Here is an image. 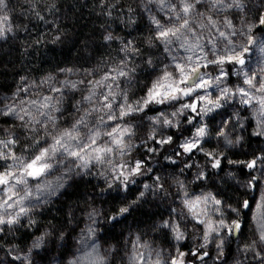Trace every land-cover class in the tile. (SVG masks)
<instances>
[{"label":"trees","instance_id":"16d2710c","mask_svg":"<svg viewBox=\"0 0 264 264\" xmlns=\"http://www.w3.org/2000/svg\"><path fill=\"white\" fill-rule=\"evenodd\" d=\"M5 1L8 13L7 20H2L7 32L0 38V109L11 107L9 105L13 99L40 102L55 95L56 91V101L60 99V103H57L60 112L54 111L51 115L57 118V129L65 128L75 115L77 101H83L88 83L101 75H114V65L125 59V53L121 51L124 44L135 41L136 47L143 50L145 57L151 53L157 61L156 69L146 71V65L137 69L132 94L135 97L146 93L143 87L148 88L163 60L159 40L156 41L155 49H149L144 43L153 28L147 16L140 11L138 0ZM259 1L262 3L263 0H247L249 7L254 9V17L261 15L260 9L255 10ZM130 5L135 9L134 12L129 11ZM256 31H264V26L257 27ZM108 36L113 39L107 40ZM251 53L252 49H249L245 57L249 58ZM127 58L130 66L133 60L141 63L139 57L131 54ZM240 67L236 65V68ZM119 79L124 87L123 78ZM72 83L77 87L72 88ZM154 112L156 109L152 107L146 111L147 114ZM188 117H194L192 125L187 124ZM221 121L234 125L233 129L230 126L229 131L234 139L237 135L243 137L239 144L223 146L225 142L215 135ZM181 122L183 126L176 132L169 131V135L174 137L171 148L177 149L181 137L192 134L194 127L205 123L208 135L200 141L197 152L182 155L177 150L179 166L173 169H182L183 164L205 162L208 153L216 152L220 153L218 158L222 160L224 157L234 162L256 159L257 167L259 158H264L263 136L256 134L260 130L244 112L239 100L228 101L225 106L204 117L203 121L197 111L189 110ZM49 124L52 125L46 122L45 125H32L26 129L17 124L11 115H0V135L6 139L19 137L18 142L11 146L16 156L35 155L40 148L37 141H45L53 129ZM155 147L157 145L154 150ZM145 155L150 159L157 155L156 160L162 163L163 152L160 157L155 152H146ZM227 164L224 161L221 173H206L205 178H213L209 192L222 201V212V209H238L243 229L230 235L231 240L222 253L218 254L214 248L199 253L203 255L206 252L207 255L197 264H230L237 253L249 262L252 256L253 251L248 247L252 236L248 222L250 208L242 205L244 201L252 204L259 181L253 170L239 165L226 169ZM250 177H255L251 185ZM134 186L112 189V185L96 169L72 175L55 197L31 211L18 223L2 227L0 255H10L7 259L13 261L10 257L14 251L29 250L34 240L43 238V248L35 255V260L39 264H67L76 251L81 232L85 231L88 224L87 215L93 213L98 221V243L109 253L106 264H124L128 245L136 235L162 253L175 257L180 252L184 253V264L195 262L196 258L192 257L187 244H174L171 234L161 227L171 216V208H166L167 199L162 200L161 196L150 190L142 191ZM129 205L131 207L126 214L117 216L119 208Z\"/></svg>","mask_w":264,"mask_h":264},{"label":"clouds","instance_id":"9594fccd","mask_svg":"<svg viewBox=\"0 0 264 264\" xmlns=\"http://www.w3.org/2000/svg\"><path fill=\"white\" fill-rule=\"evenodd\" d=\"M139 6L149 13L147 19L153 28L152 33L144 41L145 45L149 49H155L156 41L159 40L164 44V51L171 57V61L164 62L161 60L160 67L153 76L151 86L146 94L134 97L132 94L135 90L137 69L144 65L147 66L146 71L156 69L157 61L151 53L145 57L143 50L136 47L135 41L124 44L121 51L125 53V59L114 65V75L111 76V79L105 80L106 75H101L99 79L92 83V87L86 95L92 96V102L89 103V107L83 109L87 115L81 116L73 122L74 124L80 119L86 121L89 116H97L98 118L94 121L85 123L83 130L73 131V136L79 137L81 143H86L93 138L100 141L102 137H107L108 139L101 146L105 150L103 159L97 161L95 154H90L85 158H90L98 164L105 165L107 172H118V166L122 165L125 169V175L129 178L133 176L132 172L137 163L143 165L142 161L132 155L139 145L147 146L152 139L157 137H159L158 142L162 145L174 143V137L167 135L165 130L182 127L180 118L186 116L189 110L193 111L195 103L187 102L186 97L206 101L197 112V115L201 117V121L204 120V117L213 113L215 109L224 106L221 100L222 96L227 101H231L233 99L232 93L238 92L241 87L250 93L255 102L264 97V64L256 66L254 63L249 66L248 71H244V66L237 71L236 65H232V75L237 77L238 82L229 85L226 83L229 78L227 74L228 67L225 64L217 63L223 56L233 53L241 55L245 49L249 51V44L255 46L257 37L264 36V31H256L259 24L254 19V9L249 7L247 0H178V2L177 0H140ZM149 6H154L155 11ZM185 8H187V11L184 10ZM129 11L134 12L135 9L130 5ZM158 14H163L166 19L161 20ZM260 14L264 16V11H261ZM234 16L235 20L233 19ZM237 22L242 27H237ZM164 31H168L170 35L159 38L160 33ZM108 37L107 40L113 39L112 36ZM165 40L168 43H165ZM173 45H176L175 49L171 47ZM180 50H183L184 54H181ZM128 54L139 57L141 63H136L133 60L132 66H130L127 58ZM204 64H208L209 67L200 71ZM178 66H182L183 71H180ZM190 68H194L196 71L190 72ZM185 77H187L186 80ZM257 77H259V80L256 79ZM119 78H123L124 87L121 86ZM245 79L252 80V85L244 84ZM181 80H185L182 86L180 84ZM158 83L164 87V91L156 99H150L149 93L154 90V86ZM169 85L176 88L182 87V91L178 94H167L170 92ZM98 88L101 89L99 96L97 95ZM209 89H215L216 95L213 96ZM201 90H203V95H197ZM184 93H187V95ZM105 97H107V101H105ZM206 97L211 100V106H209L208 99H205ZM178 101L184 102L177 104ZM79 103L80 101H77V104ZM149 105H168L169 107L157 112L155 115L144 116L143 119H131L146 113ZM101 113L103 115H100ZM235 115L238 116L239 114L235 113ZM113 120L117 123L109 127L108 122ZM193 120L194 117H188L187 124L192 125ZM145 121H147L148 126L147 140L141 138L137 141L136 137ZM100 125L104 126L103 129L99 127ZM51 126L56 128V123ZM200 128L206 129L205 135L200 137L205 138L208 135L206 123L196 127L195 132L192 134L193 138L184 137L181 146L190 140H196L197 143L198 140L195 138H197ZM229 129L230 125L225 121H221L215 135L227 145L239 144L243 137L237 135L235 139L230 138ZM67 130L68 128L57 129L54 134L48 133V135L59 137ZM40 138L43 139V137ZM65 140L70 150L75 151L79 147V144L68 141L67 137H65ZM148 151L153 152L154 149L148 148ZM113 153H115V159H113ZM215 154L220 155L219 152ZM68 157L70 156L62 154L59 161L53 158L52 164L54 166L57 164L63 165ZM169 159L171 158L169 157ZM77 166L83 167L81 161L79 165L75 162H69L67 170L72 171ZM145 172H151V169L141 168L139 174L143 175ZM257 243L264 245V240L260 238V235L259 240L254 241L248 247L252 251H256ZM224 244L225 237L217 236L218 254L223 252ZM256 255L259 257L260 253L256 252Z\"/></svg>","mask_w":264,"mask_h":264},{"label":"rangeland","instance_id":"374dc122","mask_svg":"<svg viewBox=\"0 0 264 264\" xmlns=\"http://www.w3.org/2000/svg\"><path fill=\"white\" fill-rule=\"evenodd\" d=\"M140 3V0H138ZM178 2V0H177ZM257 2V1H256ZM260 3V1H259ZM5 6L3 7V10H0V30H3V33L6 34L7 28L5 27V30L3 28L4 23L2 20H7V2L4 0ZM153 8V11H155L154 6H149ZM200 7V5H198ZM264 11V0L262 3L259 5L257 4V7L255 10L259 11ZM140 11H142L143 15L148 16L147 10H142L140 8ZM259 13V14H260ZM257 14V15H259ZM161 20H165L166 17L163 14H158ZM4 18V19H3ZM259 18H264V16L259 15L258 17H254V19L258 22L259 26ZM235 20V16L233 17ZM237 27H242L239 22H237ZM5 34L3 36H5ZM2 38V37H0ZM235 39V37H233ZM162 46V55H163V61L164 62H170L171 57L164 51V44L161 43ZM264 46V36H258L257 37V43L255 46L252 44H249V49H252V53L250 54L251 56L249 58H245V66H244V71L249 70V66L253 65L254 63L256 66L264 64V51H261V47ZM173 49L176 48V45L171 46ZM181 54L183 53V50H180ZM233 64H228L226 65L228 69H231L233 72ZM241 68V67H240ZM240 68H236L237 71H239ZM111 79V75H107ZM101 77V76H100ZM99 77V78H100ZM98 78V79H99ZM153 79V78H152ZM237 77L235 75H230L228 80L226 81L227 84L232 85L237 83ZM92 81L88 83L89 88H87L85 91V96L88 94V91L92 87ZM152 80L150 81V85L148 88L151 86ZM145 89V92H147L148 88L143 87ZM106 91V89H104ZM159 91L163 92L164 87H161ZM210 92H212V95H216V90L215 89H209ZM55 95H52V103L56 104V106L59 108L57 101H56V91ZM101 92V89L98 88L97 90V95L99 96ZM146 93H144L145 95ZM141 95V96H144ZM197 95H203V90H201ZM140 96V95H138ZM135 97V96H134ZM234 101L239 100L241 102L242 98L239 96L233 97ZM19 100V99H18ZM187 102L189 103H195L197 106V112H199L200 108L202 107L203 103L206 101H200L198 99H194L193 97H186ZM46 98L43 99L42 101H17L16 99L12 100L11 108H15L16 112L18 115H11L14 117L16 120L17 124H20L22 128L29 129L30 126L32 125H45V123H50L44 116L39 115V112H46L50 111L49 108H42L41 105L45 103ZM60 103V99L58 100ZM103 102V101H101ZM184 101H178V103H183ZM228 102V101H227ZM226 102V103H227ZM10 103V102H9ZM225 106V103H224ZM242 109L246 114L249 115V117L252 119L253 123L256 124L257 128L261 130V123L259 120L258 112L257 109L259 108V105L255 102L252 101L251 104L245 105L241 102ZM75 115L72 118V121L70 124L65 127L69 128L75 119H78L81 116H84L85 113L83 109L89 107V103L87 101H82L79 104L75 106ZM156 109V112L154 113H144L141 114L140 117H132L131 119H143L144 116L147 115H155L157 112L162 111L167 109L169 106L168 105H149V108ZM147 109V110H148ZM218 110V109H215ZM214 110V111H215ZM213 111V112H214ZM54 112V111H52ZM51 112V113H52ZM56 113H59V111H55ZM56 115V114H55ZM100 115H103L101 113ZM18 116H23L24 119L21 120L18 118ZM35 117L36 120L41 121L42 123L37 124L32 120V117ZM185 116L181 117L180 119L183 120ZM97 116H89L88 120H86V123L89 121H94L97 119ZM201 119V117H200ZM26 122V123H25ZM57 122V119H56ZM117 123V121H109L108 126H114ZM228 123V122H227ZM198 124V122H196ZM229 124V123H228ZM50 125V124H49ZM51 126V125H50ZM231 126V125H230ZM101 129H103V125L99 126ZM198 127V126H197ZM232 129L234 125L232 124ZM58 129H63V128H58ZM83 130V126H82ZM174 130L176 132L177 129L173 128H168L166 129L167 135H169V131ZM196 130V127H194V132ZM57 131V128H53L50 133H55ZM148 131V126H147V121H145L144 125L140 128L139 134L137 135L136 139L139 141L141 138H144L147 140V133ZM193 132V133H194ZM192 133V134H193ZM235 133V132H233ZM192 134L186 135L181 137L177 149L171 148L170 144H161L158 142L159 137L156 139H152L150 143L147 144V146L141 144L137 147L136 151L132 154L133 157L138 158L140 161L143 162L142 168L147 169L150 168L151 172H145V174L140 175L135 174L132 177H130V182L127 183V186H133L135 188H140L142 191L150 190L152 193L157 194L161 196L162 200H165V203H167L166 208H171V216L170 218H167V220L164 222V224L161 225V227L165 228L172 236L173 242L176 245H180L183 243H186L188 246V250L193 253L196 252L199 249V253H201L203 250L208 251L210 248H214L218 252V249L216 247V238L217 236L220 237H225V244L224 248L228 244V242L231 240V237L229 234L225 233L224 230H221L218 234H216L215 239L210 238L209 243L207 244L206 247H200V245L203 244L202 236L204 231L206 230L205 225L198 224L196 220H204V221H211L214 225H218L220 222V219H224L225 223H230L233 220H236L241 224V230L243 229V221L240 218L239 213L234 212L232 210L228 209H222L223 212L220 210V205H215L211 201L208 202L207 204H204L203 202L197 205L196 207V212L198 214L197 218L194 219L192 214L189 212V210L185 207L183 201L186 199L193 200L196 197H200L202 195H207L213 186V178L206 179L205 174L206 173H214V175L221 173V169L219 168H213L212 163L213 159L211 156L206 155V161L205 162H199L195 164H183L182 169H173V167L177 166L179 164V155L177 153V150H180L181 154H190L192 151H198L199 150V145L200 141L203 138H195L198 140L197 142V148L192 149L191 152H184L183 148L181 146V142L184 137H189L193 138ZM51 135H48L45 139V141H42L39 143V147H47L52 143V140L49 138ZM232 134H231V137ZM107 137H102L100 141H97V146H103V143L105 140H107ZM234 139V138H233ZM264 139V136H263ZM157 145V148L155 147V152L156 154L161 156L162 152V163H159L156 159H158L157 155L155 158L150 159L147 158L145 153L148 152L149 154H152L153 152H149L148 148L154 149V146ZM264 147V141L262 143ZM223 146H227L226 143H224ZM8 151L11 150V146L7 149ZM166 153H164L165 151ZM38 154V153H37ZM170 154V155H169ZM36 155V154H35ZM59 155V154H58ZM66 156V153L64 154ZM29 156H34V155H24V156H17V157H23L24 160H27ZM169 157L171 159H169ZM113 159H115V153H113ZM69 162H75V164L79 165L80 161L79 160H74L72 157H68L67 161L65 164L60 165L57 164L55 165L47 174H45L42 177L39 178H28V188L31 191V197L29 200L25 201V207L28 208L27 214H29L31 211L41 207L44 205L46 202H48L50 199L55 197L62 189H64L66 182L68 181L69 178L72 177V175L76 176L77 173H85L88 172L89 170L96 169V172H100L102 176H104L107 180L108 183L112 185V189H117L121 188V186L125 187V185L121 182L122 177L121 173L125 175V169L122 165L118 166L119 171H112V172H107L105 165L98 164L94 161H92L87 168L84 167H75L72 171H68V166ZM179 166V165H178ZM232 166V164H227L225 168H229ZM253 170V169H251ZM227 171V170H226ZM264 171V165L260 164L256 169L253 170V174L257 175L258 181H259V187L257 194L255 195L254 200L252 201V206L249 209L250 213L248 214V219H249V226H250V231L252 233L251 239L248 243V245H251L254 241L259 240V235L261 232L260 229V223L257 219V212H256V207L258 204L261 202V197L264 196V176H261V172ZM228 172V171H227ZM145 185L148 186V188H145ZM242 186L240 185V188ZM243 188H245L243 186ZM54 190V191H53ZM54 193V194H53ZM19 195H23L22 192L19 193ZM214 195V194H213ZM215 196V195H214ZM216 197V196H215ZM217 198V197H216ZM26 217V215H22L20 219ZM87 220L88 224L85 228V231H82L79 240L77 243V248L75 253L73 254L72 258L68 260L67 264H73L74 261H77L80 258L82 259V264H106L107 263V257H108V251H105L102 249V247L99 245L98 240H97V228H98V221L97 217H94L93 213H89L87 215ZM170 223L171 225L175 226L177 224L180 225V230L184 232L185 238L182 240H177L175 239V232L172 228L166 227L165 224ZM9 225H2V227H7ZM38 239L34 240L32 243V247L29 248V250L26 251H14L11 255V260L9 261L7 258L10 255L3 256L0 255V264H39L35 260V255H38L43 248L42 241L40 240L39 246H35L36 242ZM223 248V250H224ZM256 252L260 253V256L258 257L256 255ZM91 253L89 256L88 254ZM127 255V260L125 261L124 264H170L171 260L176 258L174 255H171L169 253L165 254L162 253L161 250H158L155 246L150 244V242H147L143 240L140 236L136 235L134 237V241L128 245V249L125 253ZM200 255V254H199ZM199 255H192V257L196 258L195 262L191 261L185 264H197L201 259L199 258ZM28 257V259H24V257ZM9 258V259H10ZM135 258V260H133ZM253 261H255V264H264V245L257 243L256 245V251L252 252V256L250 261H244L243 256H240L238 253L231 259L230 264H253ZM51 264H58L57 262L51 263Z\"/></svg>","mask_w":264,"mask_h":264},{"label":"snow or ice","instance_id":"6c2138e0","mask_svg":"<svg viewBox=\"0 0 264 264\" xmlns=\"http://www.w3.org/2000/svg\"><path fill=\"white\" fill-rule=\"evenodd\" d=\"M5 6L4 0H0V10H3V7ZM187 11V8L184 9ZM260 25L264 26V18H259ZM4 33L3 30H0V37H3ZM170 33L168 31H164L160 33L159 38H165L168 37ZM174 35V33H172ZM109 37H106L108 39ZM165 43H168L167 40H165ZM247 49L244 50V53L241 55H236L235 53L223 56L220 60L217 61L218 64H233V65H239L241 67L245 66V58L244 55L247 53ZM261 51H264V46L261 47ZM180 71H183L182 66H178ZM209 67L208 64H204L200 71H203V68ZM175 70V69H174ZM71 71V70H68ZM189 71H196L194 68H190ZM229 76L232 75V70L228 69ZM51 79V77H49ZM110 79L109 76H105V80ZM187 77H185V80ZM259 80V77L256 78ZM185 80H181L180 84L181 86L185 83ZM67 84V82H65ZM83 83V81L81 82ZM244 84L252 85V80L245 79L243 81ZM72 88H76L77 85L75 83L71 84ZM163 87L161 84H156L154 86V90L149 93L150 99H156L157 97L162 95V92L159 91V89ZM170 92L167 94H178L182 91L181 88H176L174 86L169 85ZM57 91H60V89H56ZM187 95V93H184ZM232 96H239L242 98L241 102L245 105H249L252 103L253 98L250 95V93L243 87H241L238 92H233ZM53 98L49 97L46 98L45 103L41 105L42 108H49L50 111L46 112H39V115L44 116L51 124H54L56 121V117H53L51 115L52 111H59L60 109L56 106V104L52 103ZM205 99H208L207 97ZM84 101H87L88 103L92 102V96H86L83 97ZM221 100L223 103L227 102V99L222 96ZM105 101H107V97H105ZM59 103V101H57ZM209 106H211V100L208 99ZM256 103L259 105V108L257 109L259 120L261 123V130L256 133L258 136H264V97H262L260 100L256 101ZM94 111V109H93ZM193 111H197L196 104L193 106ZM0 115L7 116V115H18L15 108H7V109H0ZM87 115V114H85ZM19 119L23 120V116H18ZM32 120L40 124L42 123L39 120L34 119V116L32 117ZM86 123L85 120L80 119L78 122L72 124L68 130L61 136L56 137L55 135H51L49 138L52 140V143L43 148H38V154L34 156H29L27 160H24L23 157H17L15 155V152L8 151L7 149L10 146L15 145L19 137H12L6 139L4 136L0 135V226L2 225H13L19 222L22 215H27L28 208L25 207V201L29 200L31 197V191L28 188V178H39L44 176L49 172V170L54 166L52 164V159L55 158L57 161L60 159V155L67 154L68 156L74 158V160L81 161V165L85 168L89 166V164L92 162V160L86 159L85 157L89 156L90 154H95L97 161L103 159L104 157V149L100 146H97V141L93 138L86 143H81L79 137L73 136V131H80L82 129V126ZM45 131L47 132V128H45ZM206 129L200 128L197 133V138L203 137L205 135ZM65 137L68 138V141H70L73 144H79V147L77 150L73 151L70 150L67 147V142L65 140ZM167 143V142H166ZM229 143H231L229 141ZM37 144H39V141H37ZM184 152H191L192 149L197 148L196 140H190L186 142L184 145H182ZM59 154V155H58ZM207 155L211 156L213 159L212 167L213 168H219L223 169L224 161H227V163L232 164L234 166L239 165L242 167H245L247 169H256L258 160L253 159L251 161H245V162H234V161H228L227 157H224L223 160L221 158H218V155L214 153H208ZM259 163L264 165V158H259ZM142 168V165L140 163H137L133 169L132 174H138ZM261 176H264V171L261 172ZM122 177V183L127 186V183L130 182V179L128 176L123 175L121 173ZM255 180V177H250L249 179V185L252 184V182ZM27 186V187H25ZM145 188H148L147 185H145ZM54 191V190H53ZM22 192L23 195H19V193ZM141 196L143 193L140 194ZM212 202L215 205H221L222 201L217 199L212 193H208L207 195H202L200 197H196L193 200L186 199L183 201L185 207L189 210V212L192 214L193 218L196 219L198 214L196 212V207L200 203L207 204L208 202ZM135 203V201L133 202ZM244 208H251V203L249 201H244L243 205ZM131 205L128 207H122L118 209L117 216L124 215L130 210ZM232 211L238 213V209H232ZM257 212V219L260 223V238L264 240V196L261 197L260 204L256 207ZM117 217H113L115 219ZM198 224L205 225L206 230L203 233L202 240L203 244L201 247H206L210 238L215 239L216 234H218L221 230H224L225 233L232 235L238 231L241 230V224L237 222L236 220L231 221L230 223H225L224 219H220V222L218 225H214L211 221H204V220H196ZM166 227H170L175 232V239L182 240L185 238L184 232L180 230V225L177 224L175 226L171 225L170 223L165 224ZM3 229L0 228V231ZM43 238L38 239L35 246H39L40 240ZM89 256L91 253L88 254ZM184 253L180 252L176 258L172 259L170 264H184L183 257ZM192 255L196 256L199 255V249L196 252H193ZM207 253L204 252L203 255H199V258L203 260V257L206 256ZM24 259H28V257H24ZM82 259L80 258L77 261H74L73 264H82ZM135 260V258H133ZM159 264V262H157Z\"/></svg>","mask_w":264,"mask_h":264}]
</instances>
